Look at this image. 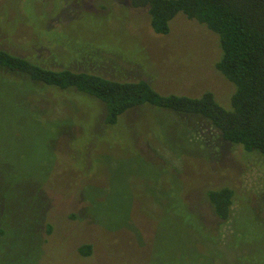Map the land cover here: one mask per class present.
<instances>
[{
  "label": "rangeland",
  "instance_id": "1",
  "mask_svg": "<svg viewBox=\"0 0 264 264\" xmlns=\"http://www.w3.org/2000/svg\"><path fill=\"white\" fill-rule=\"evenodd\" d=\"M0 48L225 106L236 89L217 33L181 12L158 34L131 0H0ZM0 264H264V156L148 104L111 125L100 99L0 67Z\"/></svg>",
  "mask_w": 264,
  "mask_h": 264
},
{
  "label": "trees",
  "instance_id": "2",
  "mask_svg": "<svg viewBox=\"0 0 264 264\" xmlns=\"http://www.w3.org/2000/svg\"><path fill=\"white\" fill-rule=\"evenodd\" d=\"M147 7L151 26L167 34L178 13L207 25L220 37L218 70L235 84L225 106L212 91L200 96L158 91L148 80H120L91 71L53 69L0 48V67L62 90L76 89L106 105V122L116 124L122 114L138 105L188 113L207 119L211 126L247 151L264 156V0H131ZM230 186L209 189L207 198L216 216L228 220L235 197ZM91 245L80 252L91 253Z\"/></svg>",
  "mask_w": 264,
  "mask_h": 264
}]
</instances>
